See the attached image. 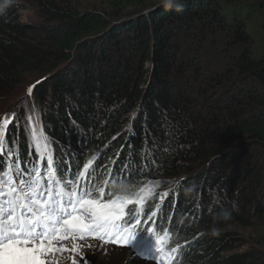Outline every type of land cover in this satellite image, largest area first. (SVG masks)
I'll list each match as a JSON object with an SVG mask.
<instances>
[{
	"label": "trees",
	"instance_id": "16d2710c",
	"mask_svg": "<svg viewBox=\"0 0 264 264\" xmlns=\"http://www.w3.org/2000/svg\"><path fill=\"white\" fill-rule=\"evenodd\" d=\"M42 1L38 21L0 10V98L39 76L45 155L8 125L0 168L51 156L59 179L88 165L95 199L140 196L117 221L140 258L164 264L166 236L173 264H264V0ZM234 228L256 236L238 250Z\"/></svg>",
	"mask_w": 264,
	"mask_h": 264
},
{
	"label": "snow or ice",
	"instance_id": "6c2138e0",
	"mask_svg": "<svg viewBox=\"0 0 264 264\" xmlns=\"http://www.w3.org/2000/svg\"><path fill=\"white\" fill-rule=\"evenodd\" d=\"M7 2L0 0V10ZM13 119L14 116H8L0 122V150L5 147V131ZM33 140L39 151V138L33 135ZM46 167V177L41 175L38 162L21 169L19 160L13 159L8 171L0 168L3 172L0 177V264H51L50 255L69 250L55 244L68 239L83 241L91 237L105 243L126 244L132 238L129 229L121 227L117 221L122 219L126 205L142 202L140 196L134 199L117 196L107 201L95 199L91 177H86L88 165H84V171H78L74 179L67 180L62 173L61 178H57L51 156ZM81 180L84 182L80 183ZM99 192L101 197L105 196L103 188ZM135 223L139 224L140 220ZM165 240L166 236L157 237L156 252L164 264H172L177 249L173 248L171 254L165 252ZM71 251H77L76 244Z\"/></svg>",
	"mask_w": 264,
	"mask_h": 264
},
{
	"label": "rangeland",
	"instance_id": "374dc122",
	"mask_svg": "<svg viewBox=\"0 0 264 264\" xmlns=\"http://www.w3.org/2000/svg\"><path fill=\"white\" fill-rule=\"evenodd\" d=\"M104 1L105 0H81V2H83V5H85L86 7L95 9H99ZM17 3L21 4L22 7L19 10V14L23 17L24 20H27V23L28 20L35 21L37 19L38 21V9L40 8V4L43 3L42 0H17ZM36 9L37 18L35 11ZM257 29L260 30L262 35L264 31H262L259 26H257ZM249 32L255 41V48L253 49V52L255 54H259V32L256 31V27L252 24L249 26ZM36 77L38 78L39 76L35 74L26 75L22 86L14 88L12 92L0 98V122H2V119L5 117L14 116V119L9 125L18 126V124H20L22 127L21 131L27 134L29 143L33 145L37 150L35 142L33 140V135L39 138L41 148H44V142L42 140L40 120L38 117V104L31 92H29L30 85L35 82ZM8 130L9 126L6 131ZM41 148L39 152L42 155L43 152ZM7 151L8 150L6 149L2 150L0 154L3 159L8 160L7 156L5 155ZM107 185L110 186V184ZM152 185V189L161 191L163 192V194H165L172 188L173 183L169 182L168 180H162L159 182V184ZM173 195V192L170 193L168 199H171V196ZM230 231L231 233H233L232 236H235L237 238L236 244L239 245L238 250L246 248L245 246L248 245L249 242H251L256 236V234L252 231H242L239 228H234ZM180 241L182 240L180 239ZM73 244L77 245V251L75 252L71 251ZM55 246H63L69 250L62 253H55L49 256L51 264H73V262H75V264H157L150 259L146 260L140 258L135 252H132V254L129 253L130 248L124 247L119 244L105 243L102 240L94 239L91 237L86 238L83 241L79 239H76L75 241L71 239L63 240L57 242ZM180 247L182 246L180 245L179 249Z\"/></svg>",
	"mask_w": 264,
	"mask_h": 264
},
{
	"label": "clouds",
	"instance_id": "9594fccd",
	"mask_svg": "<svg viewBox=\"0 0 264 264\" xmlns=\"http://www.w3.org/2000/svg\"><path fill=\"white\" fill-rule=\"evenodd\" d=\"M166 3H167V6L168 7H174V6H176L177 7V10H179V4H180V0H166ZM225 215V217L227 218V216L229 215L228 213H225L224 214Z\"/></svg>",
	"mask_w": 264,
	"mask_h": 264
},
{
	"label": "bare ground",
	"instance_id": "6f19581e",
	"mask_svg": "<svg viewBox=\"0 0 264 264\" xmlns=\"http://www.w3.org/2000/svg\"><path fill=\"white\" fill-rule=\"evenodd\" d=\"M54 171H56V169H54ZM51 256V255H50Z\"/></svg>",
	"mask_w": 264,
	"mask_h": 264
}]
</instances>
